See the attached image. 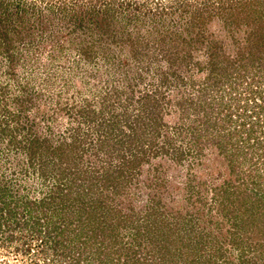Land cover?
Wrapping results in <instances>:
<instances>
[{
  "label": "rangeland",
  "instance_id": "1",
  "mask_svg": "<svg viewBox=\"0 0 264 264\" xmlns=\"http://www.w3.org/2000/svg\"><path fill=\"white\" fill-rule=\"evenodd\" d=\"M22 1L35 3L25 8L27 16L9 2L0 6V36L7 33L6 50L15 53L11 63L0 56V128L5 110L26 108L16 144L13 121L8 134L0 129V190L15 216L8 223L12 243L0 217V264H264V209L257 206L264 201L263 141L255 135L248 158L239 156V140L264 116V100L253 104L264 78L252 64L258 54L250 36L264 33V0H247L257 2L256 11L242 2L243 13L228 20L219 8L234 0ZM86 13L91 22L81 24ZM213 41L235 69L249 66L229 79L233 69L227 74L226 59L219 61L220 82L208 93L214 101L209 106L207 99L208 110L191 111L192 121L211 124L199 128L200 146L190 152L191 136L175 134L187 120L172 100L196 99L210 87ZM91 44L98 55L82 59L80 50ZM102 44L111 46L121 69L102 59ZM147 94L164 96L153 117L140 112ZM105 99L111 109L78 117L92 103L101 112ZM154 117L161 131L152 130ZM104 120L112 135L99 144ZM167 135L175 140L169 150ZM23 139L24 146H38L34 162L42 160V170L32 165L29 144L18 149ZM57 184L59 198L40 202ZM25 208L37 211L41 236L16 226L28 222Z\"/></svg>",
  "mask_w": 264,
  "mask_h": 264
},
{
  "label": "trees",
  "instance_id": "2",
  "mask_svg": "<svg viewBox=\"0 0 264 264\" xmlns=\"http://www.w3.org/2000/svg\"><path fill=\"white\" fill-rule=\"evenodd\" d=\"M9 2L10 4H13V7L15 8V9H17L18 11L19 10H21V12L22 13H25V16H27V11H26V9L25 8H27L28 7V5L27 4H25L22 0H13V3H11L12 1L11 0H0V6L4 3V2ZM232 1V0H231ZM236 1H239V3H237ZM245 1H247V0H234L233 2H235V3H232L231 5H228V6H223V7H220L219 9H220V11H222L223 12V14H224V16L223 17H227V20L231 17V18H233L234 17V14L235 13H239V12H241V13H243V7L244 6H242L244 3H242V2H245ZM254 1V0H253ZM223 2H224V0H223ZM257 4V2H253V3H251L250 2V4H248V1H247V7L248 8H250V7H252V10L251 11H256V9H254L255 8V6H257L256 5ZM30 5V7H28V9L30 8L31 10H32V8L34 9L35 8V6H33V5H35V3H33L32 2V4H29ZM263 5V4H262ZM261 5V6H262ZM7 6H9V4L7 5ZM31 6H32V8H31ZM29 9V10H30ZM130 9V8H129ZM251 9V8H250ZM26 11V12H25ZM95 13V15H99L100 14V12L99 11H97V12H94ZM31 13H29L28 12V16L30 15ZM199 14H200V12H199ZM107 15V14H106ZM87 16H88V14L86 13V16H81L80 18H79V20H80V23L82 24V23H85V22H87L88 20H86V18H87ZM89 18H93L94 17V15L92 14V13H90L89 14ZM108 16V15H107ZM240 16V15H239ZM197 18V17H196ZM199 19V18H198ZM235 19V18H234ZM233 19V20H234ZM2 21V20H1ZM89 22H91V21H88V23ZM232 22V21H231ZM105 26L107 27H105L106 28V31H109L108 32V34H112L111 36H113V35H115L116 34V32H115V30H112V31H110V26L111 25H109V24H105ZM109 26V27H108ZM2 27H0V29H1ZM104 29V28H103ZM258 32H261V30H259ZM256 30H255V32H254V34H252V35H250V36H255V40H253L254 41V43L256 44V50H257V54H258V57H257V59L256 60H253L252 61V64L253 63H258L259 64V66H258V68H255V70H257L258 72H256L257 73V75L259 74V77H261V79L262 78H264V33H258ZM256 33H258V34H256ZM1 35H3V36H0V56H4V55H6L7 57H8V59L10 60V63L12 62V60L11 59H15L14 57H15V53H14V50H13V55L9 52V51H7L8 49H9V46H10V41L11 40H9L8 39V37H7V33H5V34H1ZM198 36H201V35H198ZM103 38V37H102ZM253 38V37H252ZM8 40V41H7ZM74 40L75 39H72V42H74ZM100 41H102L101 39H100ZM76 42V41H75ZM217 42H212L211 43V45H210V47L208 48L209 50L208 51H210V52H208L207 54H209L210 53V58H211V60H210V62H211V73H210V81H212V83L209 85L210 87H208L207 86V88L204 86L203 87V89H201V92H202V94H198V100L196 101V99L195 98H180V99H177L176 101L175 100H172V102H173V105L176 107V110H179L181 113H183V114H185V116L186 117H184V118H182V119H186L187 120V122H185V123H181V124H178L175 128H176V133L175 134H178L179 135V137H181V135L183 134V133H186L187 132V134H189L190 136H191V138L188 140V143L187 144H189V151L191 152L192 151V149L194 148V146H195V151H196V149H198L199 148V146H200V140H201V138H202V130H199V128H203V125L205 126V125H207L208 126V128H209V124H211V122H210V120H206L205 122H202L201 120H199L198 119V121L199 122H197V121H192V118H191V116L193 115V113L191 112V111H194V112H196V113H198V112H200V111H202V110H208V108L205 106V105H207L206 104V101H207V99H209V97H208V93H211L212 91H214L213 89H212V87H217V85H218V83L220 82V81H218V77L217 76H219V75H216V71L218 70V68L220 67L219 66V61H221V62H224V60L227 62V65H226V68H225V71H227V74H228V72H230L232 69H233V72L231 71V75H230V77H229V79H232L234 76H235V74H237L236 73V71H239V70H241V71H243V70H248V68H247V66H249V65H247L248 63L247 62H244L243 64H241V66H239L237 69H235L234 68V64H233V62L228 58V57H226L225 56V53H223L222 51H219V52H217V50H215V49H220L218 46H217V44H216ZM44 44H45V42H44ZM155 44V43H154ZM8 45V46H7ZM94 45V44H93ZM93 45L91 44V45H89V47H86V48H83V49H81L80 50V54H79V56L82 58V59H87V60H92V57L94 56V58L98 55V53L97 52H95V53H93V49L91 48V47H93ZM102 46L104 47V48H106L105 50H103V51H100L101 52V56H102V59H104V60H106V61H108V62H110V63H112L114 60L112 59V56H111V46L110 45H107V44H102ZM6 47L8 48L7 50H6ZM58 47L62 50L63 48H65V46L62 44V45H58ZM59 48H55V49H59ZM164 52V51H163ZM10 53V54H9ZM165 53V52H164ZM95 54V55H94ZM55 55V54H54ZM53 56V55H52ZM60 56H62V55H60ZM149 55H147L146 57H148ZM55 57V56H54ZM73 62H74V60H72ZM144 60H142V61H140V62H143ZM244 61V60H243ZM117 61H115V62H113V66L115 67V65H116V67H115V70H116V68L117 69H121L120 67H119V65H117V63H116ZM250 62V61H249ZM251 64V65H252ZM247 65V66H246ZM242 68V69H241ZM235 70V71H234ZM235 72V73H234ZM138 73V72H137ZM239 73V72H238ZM227 74L225 75V77H227ZM212 75V76H211ZM235 78V77H234ZM157 94H158V91L156 92ZM212 93H214V92H212ZM157 94H155L154 96H150V94H147V95H145L143 98H142V106H141V113L144 115V116H149V117H153V115H154V113H155V111L157 110V109H159L158 107H160V108H162L163 107V104H162V98L164 97H160V96H157ZM252 96V95H251ZM259 98V99H258ZM258 99V100H257ZM14 101L16 100V99H13ZM260 100H264V91H262V92H260L259 90L257 91V92H254L253 93V101L251 100V103L253 102V104L255 103L256 104V107L259 105V104H257V103H259V101ZM16 101H18V100H16ZM107 100L105 99L104 101H103V105H102V107H101V112H99V113H97L98 111L96 110V108H94L93 107V103H92V107L91 108H88L89 106H86V107H84V108H82V109H80V110H77V114L79 115L78 117H80V118H82L83 116V118L85 119V120H87V118L88 117H93V118H95L96 116L97 117H99V115L102 113V112H104V110H106V109H111V106L109 107L108 105H107V103L108 102H106ZM140 101V102H141ZM209 101H210V103L208 104L209 106L211 105V103L214 101V99L212 98V99H209ZM1 103V102H0ZM20 103H23V102H20ZM88 105H90V104H88ZM91 106V105H90ZM113 106H115V105H113ZM112 106V108H114ZM262 108L264 109V106L262 105ZM152 109H154V110H152ZM25 110H26V108H22V109H19V110H17V112H14V111H8V110H5V112L8 114V118L7 117H5V127L2 129V128H0V129H2L1 131L4 133H6V134H8V130H6L7 128H9V126H10V124H9V120H10V122L11 121H13V132H14V134H17L16 136L15 135H13L12 137H13V142H15V144H16V139H17V137H18V135L19 134H23V131H24V127H22V121L20 120L21 119V116L23 117V112H25ZM162 110V109H161ZM250 111V110H249ZM140 117H141V115H138L137 117H136V119L135 120H133L134 122H138V123H140L142 120L140 119ZM198 118H199V116H198ZM83 119V120H84ZM188 119L190 120L189 121V123H188ZM259 120H257L256 121V123H254V124H251V128H250V124H249V128L247 129V137H246V135L245 136H243V138L242 139H240L239 141H240V144L239 145H241V151H239V156L240 157H243L244 159H247L248 157V152H246V150H245V148H247V147H249V146H253L252 145V142H253V139H254V136L255 135H257L258 136V140L259 141H263V142H261V143H263L264 144V140H262L261 139V136L263 135L264 136V116L261 118V115L259 116V118H258ZM82 120V121H83ZM153 122H155V124L156 125H154V126H152V130L154 131H158V130H160V129H162V127L161 126H158V125H160V120L158 119V117L157 118H153ZM252 121V120H251ZM88 122V121H87ZM90 122V121H89ZM88 122V123H89ZM191 122H193V123H191ZM92 123V122H91ZM91 123H90V125H91ZM107 121H103L102 123H100L99 124V128H103L101 131H102V133H101V136H106V137H102V139H98V141H99V144L100 143H102L103 142V139H105V138H107V139H109L111 136L110 135H112V133L111 132H107L106 131V129L107 128H109L110 126L108 125L109 123H107ZM137 123V124H138ZM111 124V123H110ZM218 123H214L213 124V126H215V125H217ZM247 124H248V122H247ZM255 124H257V125H255ZM129 127L133 130L134 129V127H135V124H130L129 125ZM158 127H160V129L158 128ZM88 129H90V128H88ZM31 131V132H30ZM29 131V133H32L33 132V130H30ZM80 131H82V130H80ZM100 131V132H101ZM154 131V132H155ZM161 131V130H160ZM28 133V134H29ZM120 133H123V129H121V132ZM195 133H197V135L195 134ZM261 133V135L259 136L258 134H260ZM110 134V135H109ZM76 135H78V134H76ZM88 135H90L89 133H88ZM120 135V134H119ZM118 134H117V136H119ZM73 136L75 137V142L73 143V146L75 145V143H77V141L79 140V138H77L78 136H75V134H73ZM87 135H85V137H86ZM169 135H167V138H166V143L167 142H171V144H169V143H167V144H164L165 146H164V148H167V150H169L170 148H171V145L173 144V143H175L174 141V139L172 138V137H168ZM88 137V136H87ZM86 137V138H87ZM116 138V137H115ZM118 138V137H117ZM77 139V140H76ZM23 141H24V139L23 140H17V144H18V146H19V150H26L28 147H26V146H28V144L29 143H27L26 144V146H24V145H22L23 144ZM27 142H29L28 140H27ZM36 142L37 143H39V140H35V141H33V140H31V143H35L36 144ZM103 144V143H102ZM30 145V144H29ZM220 145H222V144H218V146L220 147ZM238 145V144H237ZM31 146V145H30ZM175 146V145H174ZM174 146H172V147H174ZM223 146V145H222ZM37 145L36 146H31V148H32V150H31V156H30V159H31V161H33L32 162V165L33 166H35L36 167V164H37V162H34V160H37L38 158H36V156H37V152L35 151L36 149H37ZM147 148V147H146ZM146 148L143 146L142 147V151L144 152V154H146V152H147V150H146ZM148 149V148H147ZM172 152H177V154H179V157L181 156V157H183L184 156V154H182V152L180 151V149H176V147H174L172 150H171ZM56 152H58V151H56V150H54V153H56ZM134 160V159H133ZM35 164V165H34ZM37 165H39V168H40V170H42L43 168H44V162L42 161V160H40L39 162H38V164ZM61 184V183H60ZM60 184H57V185H55L53 188H51L52 189V194H51V196H49V197H44L43 199H41L40 200V202H43V203H51L52 201H56L58 198H59V194L57 195V190H59V188L62 186V185H60ZM64 185V184H63ZM66 186H67V184H66ZM69 186V185H68ZM63 190H64V187H63ZM2 191H3V193H2ZM0 217H1V219H2V222L4 223L3 225L4 226H6L10 221L12 222L13 221V216H14V211H12V210H14V208L12 207V206H10V202H11V200H9V201H7L6 200V198H7V193H4V190H0ZM56 197H58L57 199H56ZM12 201H13V199H12ZM17 201V200H16ZM34 204L35 205H41V204H43V203H40V202H38L36 199L34 200ZM13 203V202H12ZM29 204H33L32 202L31 203H29ZM7 205H9V206H7ZM19 204H14V207H17ZM27 206V205H26ZM257 206L258 207H261L262 209H264V201L262 202V201H260L259 200V202H258V204H257ZM263 206V207H262ZM28 209V208H27ZM26 208H25V210L23 211V215L25 216V214H29V216L30 217H28L29 218V220H27L28 222H24L23 224H18V221H17V223H16V226H18V225H21V226H23V227H28L30 230H31V232H32V234H34V235H36L37 237L38 236H41L42 235V232H41V230H40V228H39V226H38V224H37V222H40V221H37L38 219H36V217H35V213L37 212V211H30L29 209L27 210ZM6 210V211H5ZM27 210V211H26ZM38 210V209H37ZM16 215V214H15ZM28 216V215H27ZM46 216V215H45ZM261 216H264V214H261ZM15 217V216H14ZM49 222V219L47 220V223ZM5 223H7V224H5ZM40 224V223H39ZM1 230V229H0ZM13 227L12 226H10L9 224H8V229L6 230V232L8 231V234H7V236H6V240H8L10 243H12L13 242V239H14V236H13ZM11 231V232H10ZM5 233V232H4ZM4 235V234H3ZM58 242V241H57ZM56 247V246H55Z\"/></svg>",
  "mask_w": 264,
  "mask_h": 264
}]
</instances>
